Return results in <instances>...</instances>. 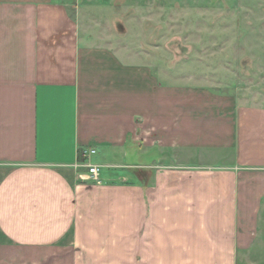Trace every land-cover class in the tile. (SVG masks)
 <instances>
[{
    "label": "crops",
    "instance_id": "0c3cea01",
    "mask_svg": "<svg viewBox=\"0 0 264 264\" xmlns=\"http://www.w3.org/2000/svg\"><path fill=\"white\" fill-rule=\"evenodd\" d=\"M117 2L0 0V264H264V106L181 85Z\"/></svg>",
    "mask_w": 264,
    "mask_h": 264
},
{
    "label": "rangeland",
    "instance_id": "374dc122",
    "mask_svg": "<svg viewBox=\"0 0 264 264\" xmlns=\"http://www.w3.org/2000/svg\"><path fill=\"white\" fill-rule=\"evenodd\" d=\"M118 5L134 7V48L170 62L169 69L184 77L181 85L230 96L244 106H264V0H127ZM128 19H122L125 32ZM261 230L264 235V226Z\"/></svg>",
    "mask_w": 264,
    "mask_h": 264
},
{
    "label": "built area",
    "instance_id": "2783aa9c",
    "mask_svg": "<svg viewBox=\"0 0 264 264\" xmlns=\"http://www.w3.org/2000/svg\"><path fill=\"white\" fill-rule=\"evenodd\" d=\"M87 152L84 151V154H86ZM90 154H93L94 151L90 150L89 151ZM88 172L92 177H96V175L98 174V167L97 166H88Z\"/></svg>",
    "mask_w": 264,
    "mask_h": 264
}]
</instances>
